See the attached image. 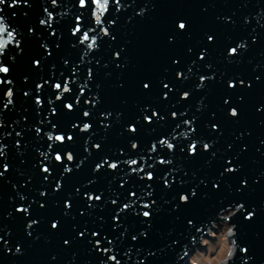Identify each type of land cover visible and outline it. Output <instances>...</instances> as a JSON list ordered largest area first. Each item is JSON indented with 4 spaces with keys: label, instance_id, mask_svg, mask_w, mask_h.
<instances>
[{
    "label": "water",
    "instance_id": "1",
    "mask_svg": "<svg viewBox=\"0 0 264 264\" xmlns=\"http://www.w3.org/2000/svg\"><path fill=\"white\" fill-rule=\"evenodd\" d=\"M12 4L13 0H6L0 5V15L21 42L19 49L10 46L0 55V63L11 69L0 79L13 81L0 85V146L4 147L0 264H111V254L121 264H189L200 236L213 223L221 226V211L240 203L245 209L228 225H235L234 238L249 251L236 252L233 245V256L226 264L245 260L264 264V0H121L120 11L113 0L104 20L109 37L94 23L91 0L86 10L79 8L78 0H58L55 7L51 0ZM45 9L55 17L52 27L40 24L47 19ZM78 15L83 29H96L90 34L98 37V49L87 56L86 46L79 43L83 33L72 35ZM180 21L188 25L187 30L177 27ZM241 42L246 48L230 56L228 50ZM201 77L207 80L202 83ZM65 79L72 81V91L56 101L58 93L52 85H63ZM230 81L236 84L234 89L228 87ZM165 83L171 90L163 87ZM37 84H44L39 93ZM9 87L13 103L4 108ZM184 92L189 93L188 99H182ZM37 96L42 106L36 105ZM66 103L74 105L73 111L64 107ZM233 107L239 112L236 118L229 114ZM84 111L90 117L85 118ZM153 111L159 118L147 123L144 117ZM185 120L192 121L194 133ZM84 123L92 125L88 132L80 131ZM53 124L56 132L74 140L53 145L49 151L46 133L53 131ZM130 126L137 132H130ZM184 132L189 135L182 136ZM160 139L172 142L174 150L160 147ZM194 141L198 151L190 155L188 147ZM132 143L138 148L132 149ZM153 143L158 145L156 152L150 151ZM205 143L211 145L207 151ZM41 152L48 153L49 159L44 160ZM56 152H71L75 159L58 163ZM128 159H137L136 167L152 171L156 179H141L145 173H133L125 163ZM159 159L171 163L161 165ZM104 160L118 162V169L105 164L96 170ZM42 165L51 169L50 174L41 171ZM66 166L70 172L64 171ZM227 167L237 171L227 173ZM165 177L170 187H165ZM130 192L137 193L135 203L117 223L113 217L134 199ZM148 192L150 197L145 195ZM86 194L102 199L90 202ZM181 194L190 197L188 203L180 202ZM152 201L151 209L142 207ZM19 207L28 208V214L17 212ZM145 210L151 211L150 219L141 215ZM249 211L255 212L251 221L244 218ZM32 221L37 223L29 228ZM53 222L57 229L51 227ZM93 232L99 237H93ZM97 239L101 248L114 251L103 254L96 248Z\"/></svg>",
    "mask_w": 264,
    "mask_h": 264
},
{
    "label": "snow or ice",
    "instance_id": "2",
    "mask_svg": "<svg viewBox=\"0 0 264 264\" xmlns=\"http://www.w3.org/2000/svg\"><path fill=\"white\" fill-rule=\"evenodd\" d=\"M19 2H20V0H13V4L10 5V6H15ZM78 2H79V8L80 9H84V10L87 9L88 4H89V0H78ZM112 2H113V0H91V4L93 5L92 17H93L94 23L100 29V33L104 37H109L111 35L109 28L104 26V20H105V17L111 12ZM5 3H6V0H0V5H4ZM51 4L54 7L57 6L58 5V0H51ZM115 5H116V10L120 11V9L122 7L121 0H115ZM2 11H3V9L0 8V12H2ZM45 12L47 14V19H41L40 20V24L41 25H46L47 27H52V24L55 22V17L47 9H45ZM110 23L114 24L115 21L114 20L110 21ZM177 27L181 31H184V30H187L188 25L185 22L180 21L177 24ZM95 30L96 29H94V28H89L87 31H85L83 29V27H82L81 16L78 15L76 17V26L72 29V35L73 36H77L78 34L83 33L80 36L79 43L81 45H85L86 46L87 51H85L84 56H87L89 52L97 50L98 47H99L98 37L96 35H91L90 34V33L95 32ZM31 31H32V29H29V32H31ZM51 34L53 36H55L56 32L53 31ZM0 37H2V38H0V49H3V51L0 52V55H3L5 53V51L10 46H15L17 49H19L21 47V42L18 39L17 31L15 29L11 28V26L6 22V18L3 15H0ZM208 40L210 42L213 41V37L212 36H208ZM246 46L247 45L245 43L241 42L236 47H231L228 50V54L230 56H236V55L239 54L240 50L246 48ZM115 57L117 59H119L120 53L119 52L115 53ZM204 58L205 57L202 54L200 56V59L203 60ZM35 64L37 66H39L40 61H38V60L35 61ZM10 72H11V69L8 66H5L2 63H0V74L8 75V74H10ZM92 75H93V72H92L91 69H89L88 70V77L91 78ZM177 75L179 77V76H182L183 74L182 73H177ZM206 80H207L206 77H201V82L202 83H204ZM5 83H7L8 85H12L13 81L10 80V79L7 80V81H5L3 79H0V85H3ZM45 83H47V81H45ZM71 83H72V81L70 79H65L63 85L61 83H59V82H57V83L52 85L53 89L56 90L57 93H58L56 95V97H55L56 101H60L62 99V97L64 96V94L70 93L72 91V88L70 86ZM243 83L244 82L241 81V84H243ZM43 87H44V84H37V86H36L37 92L39 93L40 91H42ZM85 87H87L86 84L81 86L80 95H84ZM149 87H150L149 84H147V83L144 84V88L145 89H148ZM163 87L165 89H169V85L167 83H165L163 85ZM228 87L234 89L236 87V84L230 81L228 83ZM169 90H171V89H169ZM24 95L27 96V95H29V93L25 92ZM5 96H6V102L4 103V108H7L9 105H11L13 103V98H14V92H13L11 87L8 88L7 92L5 93ZM165 98H167V93H165ZM188 98H189V93L188 92H184L183 96H182V99H188ZM76 102H77V104L80 102L79 97H77V101ZM35 103L39 107V106H42L43 102L40 99V97L37 96V98L35 100ZM49 103L51 104V101H49ZM85 103L86 104L90 103V101H85ZM225 103H228V101L225 100ZM64 107L68 111H73V109H74V105L72 103H66L64 105ZM51 114L52 115L56 114V110L54 108L52 109V113ZM229 114L233 118H236V117H238L239 112H238V110L235 107H233V108L230 109V113ZM83 116L85 118H88V117H90V113L88 111H84L83 112ZM172 116H173V118H176L177 113L173 112ZM152 117L159 118V114L156 111H153L152 112V116H145L144 119H145V121L147 123H152L153 122L152 121ZM184 124L186 126H188L189 128H191L192 121L185 120ZM73 127H78V125H73ZM177 127H179V125H177ZM212 127L215 130L217 126L216 125H212ZM91 128H92L91 124L84 123L83 126L80 128V131L81 132H88ZM52 129H53V131H49V132L46 133L47 140L50 142L49 145H48L49 151H51V149L53 148V145H56V144L63 145L66 142H70V141L74 140V137L72 135L65 136L63 133L56 132L55 131V129H56V125L55 124L52 125ZM128 130L130 132H132V133L137 132V128L135 126H130ZM35 131H36L37 135H39L41 133V128L37 127L35 129ZM191 131L194 133L195 129L191 128ZM16 135L20 136L21 133L17 132ZM181 135L184 136V137H187L189 135V133L188 132H184V133H181ZM173 138H175V137H173ZM159 146L160 147H166L169 152L173 151L174 148H175V145L172 142H170L168 139H160L159 140ZM94 147L99 149L100 145L96 144V145H94ZM131 147H132V149L135 150V149L138 148V145H137V143H132ZM157 147H158V145L156 143H153L152 146H151L150 151L151 152H156L157 151ZM198 147H199V145H198L197 142H195V141L192 142L189 145V147H188L189 154L190 155H195L197 153V151H198ZM210 147H211V145H209L207 143H205L203 145V148L206 151L209 150ZM3 155H4V147L0 146V157H2ZM40 155L44 158V160H48L49 159L48 153L41 152ZM65 159L68 162H72L75 159V157H74V155L71 152H68L65 155H62L60 152H56L55 155H54V160L56 162H58V163L63 162ZM125 163L131 168L133 173H145V168L144 167H139V168L136 167L140 163L137 159H128V160L125 161ZM158 163L161 164V165H166V164H170L171 161L170 160H165V159H159ZM228 163L231 164V161H228ZM105 164H107L108 168L112 169V170H116L119 167V163L118 162H110L109 163L107 160H104L102 163H99V164L96 165V170L102 169ZM149 167H151V165H149ZM8 170H9L8 165L5 164L4 165V172H7ZM41 171L43 173H45V174H50L51 169L48 166H43L42 165ZM64 171L65 172H70L71 168H68L66 166ZM236 171H237V169L234 168V167L225 168V172H227V173H235ZM0 176H3V172H0ZM47 178H48V176L45 175V179H47ZM141 179H147L148 181H153V180L156 179V177L154 176L152 171H147L145 173V175L141 177ZM241 183L244 186L247 185V181L246 180L241 181ZM164 185H165V187H170L171 186L167 177H165V179H164ZM121 186L123 187V185H121ZM59 188H60V184L58 183L57 184V189H59ZM213 188H217L218 189L219 188V184H213ZM41 195H45V193H41ZM145 195L150 197L151 193L148 192V193H145ZM195 195H196V193H195V191H193L192 196H195ZM86 196H87L88 201H90V202L101 201V199H102V197L100 195L86 194ZM129 196L134 198L132 203H124L123 206L119 209V212L113 217V220L115 222H117V223L119 222L120 214L125 212L126 210H130L133 207V204L135 203V198L137 197V193L136 192H130ZM21 199H23V197H21ZM179 200H180L181 203H188L189 200H190V197L188 195L181 194L179 196ZM116 203H117L116 200H112V204L115 205ZM154 204H155V201H152L151 203H143L142 207L144 209H151ZM41 207H43V205H41ZM65 207L66 208H70L71 204L66 202L65 203ZM244 209H245V205L240 203V204H237L234 207V209L229 207L228 209L221 211L219 216L225 222L229 223L230 220L232 219V217L236 216L237 213L242 212ZM16 211L19 212V213H23V214L27 215L28 212H29V209L25 208V207H19V208L16 209ZM141 215L147 220V219L151 218L152 213H151V211L145 210V211H143L141 213ZM254 216H255V212L254 211H249V212H247V215L244 218L246 220L251 221L254 218ZM219 222H220V220H219ZM36 223H37L36 221H32L31 223H29L28 227L31 228L33 226V224H36ZM188 223H189V225H191L192 221L189 220ZM216 223H218V222H216ZM231 226H232V228L229 230V233L232 236L231 243L235 246L236 252L239 249L240 252L247 254L249 249L247 247H244V248H240L239 247V245L237 243V240L234 238L236 236L235 225H231ZM51 227L53 229H57L58 228V224L56 222H53ZM233 229H234V231H233ZM79 235L81 237H83L84 236V232H81ZM99 235L100 234L98 232H93L92 233L93 237H99ZM132 239L136 240L137 237L133 236ZM65 243L67 244L68 241H65ZM108 243L111 245L113 243V241L109 240ZM96 248L99 249L105 255H107L108 253L114 251V249H112V248H101L100 239L96 240ZM16 251L20 252L21 249L19 247H17ZM236 252H235V254H236ZM232 256H233V253L231 254L230 257H232ZM108 261H110L111 264H121V260L118 259L116 254L108 255ZM140 264H144V262L140 261ZM244 264H248V261L245 260Z\"/></svg>",
    "mask_w": 264,
    "mask_h": 264
},
{
    "label": "rangeland",
    "instance_id": "3",
    "mask_svg": "<svg viewBox=\"0 0 264 264\" xmlns=\"http://www.w3.org/2000/svg\"><path fill=\"white\" fill-rule=\"evenodd\" d=\"M227 228H226V227ZM221 227L223 229H221L219 227V225L217 223H213L212 227H209L208 231H207V234L206 235H202L200 236V240H202V238H206V237H209V234L211 233V231L213 230H218V233H216V235H218L220 232H224V233H221L219 238L216 237L217 239V246L214 245L212 246L211 248H209L211 251H212V254L210 255V257L208 258V261L209 263L208 264H226V259L229 257L228 256V252L229 251H234L233 249V244L231 243V238L228 237V235L230 234L229 233V230L232 228L228 225L227 222H221ZM226 228V230H225ZM225 230V231H224ZM206 241L211 242L209 240L206 239ZM213 242V241H212ZM208 247V244L205 243ZM202 245V242L199 241V246L196 247L197 248H200V250H202L201 246ZM193 257V253L191 255V258ZM194 260H197L198 262H200L201 264H205V261H201V259L198 258V256H195L194 257Z\"/></svg>",
    "mask_w": 264,
    "mask_h": 264
},
{
    "label": "trees",
    "instance_id": "4",
    "mask_svg": "<svg viewBox=\"0 0 264 264\" xmlns=\"http://www.w3.org/2000/svg\"><path fill=\"white\" fill-rule=\"evenodd\" d=\"M221 229H223L221 226H219ZM226 227V226H225ZM227 228V227H226ZM226 228H225V230H226ZM224 230V231H225ZM216 233H218V230H213V231H211V233L209 234V237H206V238H203V242H202V245H200L201 246V248H202V250H200V248H197L196 250H195V252L193 253V257L191 258L190 257V263L189 264H201L200 262H198L197 260H194V257L195 256H198V258L199 259H201V261H205V264H208L209 263V261H208V258L210 257V255L212 254V251L209 249V248H211L212 246H214V245H218L217 244V239H216V237L217 238H219V236H220V234L221 233H224V232H220L218 235H216ZM215 235H216V237H215ZM206 239L207 240H209V241H211V242H209L208 243V241H206ZM213 241V242H212ZM205 243H207L208 244V247H207V245L205 244Z\"/></svg>",
    "mask_w": 264,
    "mask_h": 264
},
{
    "label": "clouds",
    "instance_id": "5",
    "mask_svg": "<svg viewBox=\"0 0 264 264\" xmlns=\"http://www.w3.org/2000/svg\"><path fill=\"white\" fill-rule=\"evenodd\" d=\"M231 254H232V251H229V252H228V256L230 257V256H231Z\"/></svg>",
    "mask_w": 264,
    "mask_h": 264
}]
</instances>
